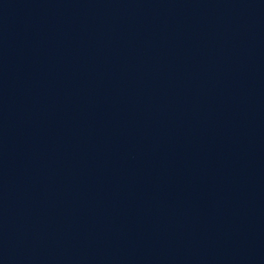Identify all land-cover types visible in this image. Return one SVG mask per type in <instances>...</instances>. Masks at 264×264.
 <instances>
[{"label": "water", "instance_id": "obj_1", "mask_svg": "<svg viewBox=\"0 0 264 264\" xmlns=\"http://www.w3.org/2000/svg\"><path fill=\"white\" fill-rule=\"evenodd\" d=\"M0 264H264V0H0Z\"/></svg>", "mask_w": 264, "mask_h": 264}]
</instances>
